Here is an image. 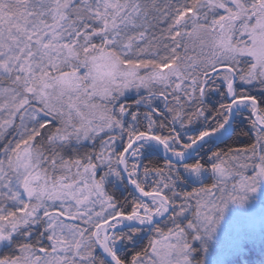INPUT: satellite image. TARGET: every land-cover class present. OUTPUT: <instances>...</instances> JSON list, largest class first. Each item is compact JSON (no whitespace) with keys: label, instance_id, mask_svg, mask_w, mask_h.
Returning <instances> with one entry per match:
<instances>
[{"label":"snow or ice","instance_id":"6c2138e0","mask_svg":"<svg viewBox=\"0 0 264 264\" xmlns=\"http://www.w3.org/2000/svg\"><path fill=\"white\" fill-rule=\"evenodd\" d=\"M261 181L264 0H0V264H203Z\"/></svg>","mask_w":264,"mask_h":264},{"label":"rangeland","instance_id":"374dc122","mask_svg":"<svg viewBox=\"0 0 264 264\" xmlns=\"http://www.w3.org/2000/svg\"><path fill=\"white\" fill-rule=\"evenodd\" d=\"M264 237V181L243 204L229 203L213 236L194 242L195 254L203 264H223L243 249L246 242ZM194 254V255H195Z\"/></svg>","mask_w":264,"mask_h":264},{"label":"trees","instance_id":"16d2710c","mask_svg":"<svg viewBox=\"0 0 264 264\" xmlns=\"http://www.w3.org/2000/svg\"><path fill=\"white\" fill-rule=\"evenodd\" d=\"M250 142L249 138L241 137L235 140L232 146H243ZM161 156H163L162 152ZM194 258L198 261L197 254L194 255ZM223 264H264V237L257 243L246 242L241 251L237 252L232 258L227 259Z\"/></svg>","mask_w":264,"mask_h":264}]
</instances>
